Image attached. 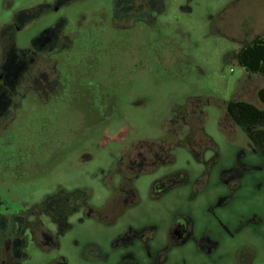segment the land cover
<instances>
[{
	"label": "flooded vegetation",
	"instance_id": "flooded-vegetation-1",
	"mask_svg": "<svg viewBox=\"0 0 264 264\" xmlns=\"http://www.w3.org/2000/svg\"><path fill=\"white\" fill-rule=\"evenodd\" d=\"M183 7L182 0L19 2L0 25V135L25 102L101 103L109 97L98 94L96 52L72 46L75 40L97 37L103 25L122 38L175 34ZM81 54L85 64L76 63ZM75 66L83 67L85 82L73 73ZM208 104L216 109L212 101L188 98L169 119L175 127L118 151L108 166L92 172H104L101 189L78 183L39 192L33 152L8 160L0 148V264H34L38 255L41 264H212L223 256L229 264H255L256 252L242 236L217 237L229 224L215 207L224 209L245 174L262 164L237 159L219 170L218 185L213 181L218 145L203 127L207 113L199 108ZM189 111L195 126L182 128ZM179 148L197 165L193 174L177 164ZM211 181L212 188L203 191ZM7 183L19 185L15 195H7ZM102 229L109 233L102 236Z\"/></svg>",
	"mask_w": 264,
	"mask_h": 264
},
{
	"label": "rangeland",
	"instance_id": "rangeland-1",
	"mask_svg": "<svg viewBox=\"0 0 264 264\" xmlns=\"http://www.w3.org/2000/svg\"><path fill=\"white\" fill-rule=\"evenodd\" d=\"M19 2L23 0H0V25ZM182 4L186 12L174 26L175 34L122 38L110 34L103 25V33L97 37L75 40L72 46L96 52L102 83L98 94L109 97L101 103L70 98L25 102L0 135V148L8 160L23 150L33 152L39 166V192L53 193L78 183L101 189L104 172L96 174L98 177L92 172L108 166L119 156L118 151L132 143H145V138L158 137L163 128L175 127L169 119L176 106L188 98L212 101L216 109L212 104L199 108L207 113L203 127L218 145L213 181L218 185L219 170L237 159L262 164L245 174L224 209L215 207L229 224V231H217V237L223 239L226 234L239 240L237 237L242 236L256 252L254 263L264 264V159L244 130L226 114L230 100L261 105L258 90L264 86V76L245 72L236 61V53L263 33L264 0H182ZM76 58H81L76 63L85 64L83 54ZM72 69L81 83L86 81L83 67ZM188 113L182 125L178 122L182 128L195 126L192 123L196 116ZM255 150L256 156L252 157ZM177 153V164L193 174L197 165L180 148ZM7 186V195L19 190L15 183ZM209 188L212 181L203 191ZM199 201V209L204 208L203 198ZM240 222L243 228L237 232ZM108 233L101 231L102 236ZM42 261L38 255L34 264ZM212 264L229 263L223 256Z\"/></svg>",
	"mask_w": 264,
	"mask_h": 264
},
{
	"label": "trees",
	"instance_id": "trees-1",
	"mask_svg": "<svg viewBox=\"0 0 264 264\" xmlns=\"http://www.w3.org/2000/svg\"><path fill=\"white\" fill-rule=\"evenodd\" d=\"M236 61L245 72L264 76V31L238 49ZM258 99L260 106L244 100H230L226 106L234 123L243 128L264 158V86L258 90Z\"/></svg>",
	"mask_w": 264,
	"mask_h": 264
}]
</instances>
